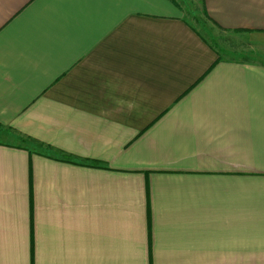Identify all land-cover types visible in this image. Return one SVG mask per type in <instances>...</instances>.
<instances>
[{
  "label": "crops",
  "instance_id": "0c3cea01",
  "mask_svg": "<svg viewBox=\"0 0 264 264\" xmlns=\"http://www.w3.org/2000/svg\"><path fill=\"white\" fill-rule=\"evenodd\" d=\"M197 1L258 58L189 0H0V264H264V0Z\"/></svg>",
  "mask_w": 264,
  "mask_h": 264
},
{
  "label": "rangeland",
  "instance_id": "374dc122",
  "mask_svg": "<svg viewBox=\"0 0 264 264\" xmlns=\"http://www.w3.org/2000/svg\"><path fill=\"white\" fill-rule=\"evenodd\" d=\"M189 1L190 7H188L189 14L187 15V19L189 20L191 25L194 26L195 29H197L198 32H200L216 49V53L220 56L221 59L244 61L258 58L253 56V54L244 55L242 53L239 54L234 52L235 49L240 48V45L244 46L241 40L234 39V37L237 35L221 33V31L217 30L201 11L198 1ZM17 142L31 149H35V147L37 146L33 141L24 138H18Z\"/></svg>",
  "mask_w": 264,
  "mask_h": 264
},
{
  "label": "trees",
  "instance_id": "16d2710c",
  "mask_svg": "<svg viewBox=\"0 0 264 264\" xmlns=\"http://www.w3.org/2000/svg\"><path fill=\"white\" fill-rule=\"evenodd\" d=\"M0 130H1V128H0ZM67 159V157L65 158V157H63V160H66ZM95 166L96 165V163H92V166Z\"/></svg>",
  "mask_w": 264,
  "mask_h": 264
}]
</instances>
